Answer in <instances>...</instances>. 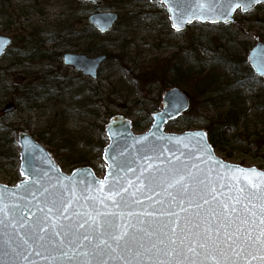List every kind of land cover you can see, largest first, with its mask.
I'll return each instance as SVG.
<instances>
[{"label":"rangeland","instance_id":"374dc122","mask_svg":"<svg viewBox=\"0 0 264 264\" xmlns=\"http://www.w3.org/2000/svg\"><path fill=\"white\" fill-rule=\"evenodd\" d=\"M9 1L10 6L2 7L15 21L12 28L24 34L37 29L49 58L40 61L20 57L21 48L15 36L0 33L13 39L7 56L0 58V112L6 103L17 105L16 110L0 117V143L4 138L15 140L19 131L26 132L50 151L65 174L81 165L63 168L62 160L55 153L58 143L54 139L59 135L61 124H66L64 129L87 124V134L92 141L100 138L107 142L105 133L90 125L95 123L104 129L113 115H123L132 122L134 134H142L151 126V115L161 108V95L170 87V68L174 64L190 67L194 73H212L217 79V75L220 78L223 75L220 57L234 55L241 59L257 42L264 43L263 4L247 13L237 11L234 21L225 25L194 22L176 32L170 28L165 8L158 0H142L125 10L114 9L118 22L111 31L98 34L88 24L87 17L93 12L112 11L111 0L95 4L77 0L80 4L73 0ZM69 24H72L70 32L75 34L67 35ZM0 31H3L1 27ZM100 45L111 53L95 80L83 78L61 63L64 52L93 57L96 53L83 52V47L94 49ZM231 59L235 60L232 56ZM32 87H35L32 101L14 97L15 92ZM178 87L189 97L191 106L180 118L169 122L165 131L181 134L206 129L218 109L206 106L205 97L196 92L192 84ZM248 87L243 88L245 92L249 91ZM58 89L62 91L57 92ZM91 107L99 109L103 115L91 116ZM250 121L246 131L237 132L242 145L231 142L226 151L214 149V152L227 163L264 171V137L259 138L264 135V119ZM48 140L53 141L54 146ZM253 142L261 145L255 146ZM0 149L12 152L11 158L0 159V184L16 186L21 180L18 147ZM89 158L92 159L86 167L102 178L106 165L101 154L98 152Z\"/></svg>","mask_w":264,"mask_h":264},{"label":"water","instance_id":"95a60500","mask_svg":"<svg viewBox=\"0 0 264 264\" xmlns=\"http://www.w3.org/2000/svg\"><path fill=\"white\" fill-rule=\"evenodd\" d=\"M78 1L94 4L102 0ZM158 1L165 7L170 28L176 32L183 31L187 25L194 22L225 25L233 22V15L237 11L247 13L258 5H264V0H172L171 4L168 3V0ZM199 3L205 4L206 7L201 10L197 7ZM182 14L190 16L191 22L181 23L177 17ZM117 20L118 14L111 11L91 13L87 17L89 25L99 34L109 32ZM173 23L177 24L179 31L173 27ZM10 45V39L0 36V57ZM105 59V56L91 58L83 54L64 53L62 64L66 67H72L75 71L80 72L83 77L94 80L97 78L98 71ZM246 61L254 74L264 79L263 42H257L248 51ZM189 106V98L180 89L172 87L164 90L161 95L160 110L151 115L150 129L140 135L133 133L132 123L128 118L123 115H113L104 127L108 143L101 156L102 161L107 166L102 180L95 176L90 167H78L69 175L63 173L49 151L38 143L32 135L22 131L17 133L19 174L22 180L15 187L0 184V208L4 210L0 212V221H3L0 223V264H79V261L85 259L80 255V251L85 249L76 251L71 261L67 257L60 256L59 252L51 246H49V252L41 256H36L33 253L27 261L12 251L17 240L14 234L16 230L9 226L13 217L19 220L23 215L24 222L32 226H35V222L46 215H51L53 220H56L58 216L56 208L60 206L59 202L62 199H72V205L66 213V215H72V219H60L58 222L73 225L74 231L77 222L87 219L88 216L85 214H91L97 219L107 218L117 224H126L129 226L128 230L132 232L138 227H156L161 221L175 219V217L166 215L169 212L179 213L181 224L184 223L185 217H195L196 213L203 217L209 213L210 206L207 204L198 209L195 204L189 207L187 200H185L183 208L186 210H182L179 200L175 203H169L171 197L168 193L175 194L176 189L169 188L165 192L163 188L157 186V183L162 182L166 186L173 182L175 177L170 175L172 169L182 170L185 175L189 170L198 175L207 174L218 188L223 184L222 191L229 195H235L239 187L247 185L250 179L253 182L256 180V177L250 178L240 172L229 171V169L238 168L244 172L254 169L259 176H264V172L254 167L245 168L230 164L217 157L208 141L206 130L181 134L166 133V124L179 118L189 109ZM13 109L14 106L10 104L2 112L10 113ZM209 152L210 156L207 154ZM149 165L154 166L152 174L159 178L157 183L151 185L153 191H149L147 187H142L140 181L137 180V177H141V170ZM197 165L198 168L194 167ZM144 176H148V172H145ZM129 181L132 182L131 185H129ZM147 183L145 181V184ZM229 184L232 185L231 191L228 188ZM121 187L128 189L127 192L122 193L125 198L131 201L138 197L143 203H132L130 208L115 207L112 200H119L120 197H113L109 190L119 191ZM73 193L75 198H73ZM131 193H135V197L130 196ZM149 196L152 199H149ZM220 198L226 199L227 197L221 196ZM159 200L166 202L159 204L157 203ZM53 201L56 203L54 204ZM253 203L258 205L260 202L253 200ZM212 207H215L216 211H220L216 201L212 202ZM236 207L242 209V205H236ZM49 208H52L51 213H49ZM255 211L259 212L260 209L257 207ZM129 212H152L155 215L129 216ZM161 212L165 215H160ZM75 213L81 215L77 216ZM107 213L113 215L106 217L104 214ZM140 220L145 223L140 225L138 223ZM52 222L50 220L49 225ZM17 228L19 229V225ZM25 231L28 229H19L20 235H23ZM79 232L81 234L85 232L90 235L96 234L87 225L80 228ZM50 233L51 228L49 227V232L42 233V235L48 238ZM84 244L87 246L88 242L84 241ZM41 251L43 252V249ZM65 251L68 249L66 248ZM250 251L255 252L256 258L247 255L240 259V264H247L248 261L250 264H264L260 259L261 250L258 246ZM53 257L56 258L53 259ZM98 259H107V257H99ZM197 259H203V257H197ZM93 264H96L95 260H93ZM109 264H122V262L110 261ZM205 264H214V261L208 259Z\"/></svg>","mask_w":264,"mask_h":264},{"label":"snow or ice","instance_id":"6c2138e0","mask_svg":"<svg viewBox=\"0 0 264 264\" xmlns=\"http://www.w3.org/2000/svg\"><path fill=\"white\" fill-rule=\"evenodd\" d=\"M171 2L172 0H168V3L171 4ZM197 7L203 10L206 5L199 3ZM177 19L181 23L191 22V17L184 14ZM173 27L177 31L180 30L176 23H173ZM207 154L211 155L210 152ZM153 167L149 165L142 169L141 177H137L141 186L147 187L149 191H153L151 185L157 183L159 179L152 174ZM229 171L240 172L250 178L256 177V180L253 182L250 179L247 185H241L235 195L224 193L222 191L224 185L221 184L218 188L209 175H198L191 170L185 175L182 170L172 169L170 175L175 177L173 182L166 186L162 182L157 183V186L163 188L165 192L169 188L176 189L175 194L168 193L171 197L169 203L179 200L182 210H186L183 208L185 200L189 207L195 204L198 209L204 204L209 205L210 211L203 217L196 213L195 217H185L184 223L181 224L179 213L169 212L166 215L175 219L161 221L156 227H138L130 232L126 224H117L107 218L97 219L96 216L85 214L88 218L78 221L74 231L73 225L58 222L60 219H72V215H66L72 205V199H62L59 202L60 206L56 208L58 213L56 220H53L51 215H46L32 226L24 222L23 215L19 220L13 217L9 226L16 230L14 234L17 240L12 251L26 261L33 253L36 256L44 255L49 252V246H51L59 252L60 256L67 257L69 261L73 260L76 251L85 249L80 251V255L85 259L79 261V264H93V260L96 264H109L110 261L117 260L122 264H205L208 259L214 261V264H240V259L247 255H252L255 259V252L250 250L258 246L261 250L260 259L264 262V176H259L254 169L248 172L238 168L229 169ZM145 172H148V176H144ZM145 181L148 183L145 184ZM131 184L132 182L129 181V185ZM190 188L191 191H189ZM228 188L231 191L232 185L229 184ZM109 191L113 197H120L119 200H112L115 207L130 208L132 203H143L138 197L131 201L125 198L122 193L128 191L126 187H121L119 191L112 189ZM130 196L135 197V193H131ZM221 196L227 198L221 199ZM73 198H75L74 193ZM148 198L152 199L151 196ZM253 200H259L260 203L257 205L253 203ZM213 201H216L220 211L212 207ZM165 202V200L157 201L159 204ZM53 203L56 202L53 201ZM236 205H242V209L237 208ZM257 207L260 209L259 212L255 211ZM3 211V208H0V212ZM51 212L52 208H49V213ZM75 215L81 214L75 213ZM104 215L107 217L113 214ZM128 215H155V213L129 212ZM160 215L165 213L161 212ZM50 220L53 221L51 225L48 223ZM138 223L143 225L145 222L140 220ZM17 225L19 229H28V231L20 235ZM85 225L96 234L90 235L87 232L81 234L79 229L84 228ZM49 227L51 233L46 238L42 233L49 232ZM254 232L255 235H253ZM84 241L88 242L87 246ZM66 248L68 251H65ZM88 248L90 250H87ZM99 257H107V259H98ZM197 257H203V259H197ZM247 264H250V261Z\"/></svg>","mask_w":264,"mask_h":264},{"label":"trees","instance_id":"16d2710c","mask_svg":"<svg viewBox=\"0 0 264 264\" xmlns=\"http://www.w3.org/2000/svg\"><path fill=\"white\" fill-rule=\"evenodd\" d=\"M111 1L113 4H110V7H112L113 10H125L142 0ZM9 2V0H0V27L13 32L16 30L12 28L15 21L12 20L10 12H6V8L4 9L2 7L10 6ZM73 2L75 4H80L76 0H73ZM71 28L72 24H69L67 26V35L75 34L71 33L72 31L70 32ZM14 33L19 40L22 39V41H20V52L22 53V55H19L20 57L29 60L39 59L40 61L49 58L45 55L48 51L42 48L41 43L32 39H26L24 41L23 38L25 34L23 31H16ZM83 50V52L96 53V55H105L107 58L110 57L109 54L111 53H107L106 48L103 45L96 46L94 49L85 46L83 47ZM9 51L10 48L5 52L4 56H7ZM247 52H244L245 57L241 59L234 55L231 56L234 57L235 60L231 59L230 55L220 57L218 61L219 67L223 69V75H220L222 76L221 78L217 75V79L212 73H208L207 75L202 72L194 73L192 68L184 67L182 65L178 67V65L174 64L170 68V87H178L186 83L189 85L192 84L196 89V92L200 93L202 97H205L206 101L204 104L206 106H212V108L218 109V113L213 115V119L210 123H208L206 130L208 131L209 143L215 150L220 152L226 151L227 148L230 147L231 142L234 145H242V142L238 140L239 134L237 132L239 129L246 131L247 127L250 126L249 123H251V119L253 121L260 118L264 119V81L257 78L248 67L246 63ZM40 83L41 82L38 84ZM247 85H249V91L245 92L243 88ZM34 91L35 87L23 91L27 95L25 100L32 101L33 96L35 95ZM61 91L62 90L58 89L57 92ZM86 106H89V104H86ZM78 110L80 111L81 109L79 108ZM85 114L86 113H84V115ZM90 115L98 118L100 115H103V113L101 114L99 109H92L91 107ZM61 125L62 128H60L59 135L54 139L57 140L56 143H58V145H55L54 148L56 149L55 153L59 155L63 162V168L75 165L86 166L90 164V160L92 159L89 158L90 155L98 152L101 154L106 141H102L100 138H98L95 142L92 141L91 135L87 134V124L70 129L63 128V126L66 125L65 123ZM90 126L94 127V129L96 128L102 134L104 133L102 126L95 123ZM255 136L258 137L257 134H255ZM263 137L264 135L259 136L261 139ZM48 141L50 143L53 142L51 140ZM15 145L14 140L8 141L4 138L1 140L0 148L12 149ZM253 145L260 146L261 144L253 142ZM4 154L5 156H3ZM228 155L230 156V154ZM11 156L12 152H10V150L6 151V149H0V159L4 160L5 158H11Z\"/></svg>","mask_w":264,"mask_h":264},{"label":"bare ground","instance_id":"6f19581e","mask_svg":"<svg viewBox=\"0 0 264 264\" xmlns=\"http://www.w3.org/2000/svg\"><path fill=\"white\" fill-rule=\"evenodd\" d=\"M161 4V3H160ZM163 5V4H162ZM111 12H115V13H117L116 11H114V10H112ZM97 13V12H96ZM3 26V25H2ZM3 27H5V26H3ZM2 30L3 31H0V33L2 32H7L8 34H11V36L12 35H14L15 36V33L14 32H16V31H22V30H20V29H16V30H14L13 32L11 31V33H9V31L10 30H6V29H4V28H2ZM32 31H29V32H26L25 33V35H24V38H23V40L25 41L26 39H28V40H34V41H37L38 43H41V45L43 44V42H42V40L40 39V33L38 32V30L37 29H35V28H33V29H31ZM24 32V31H23ZM64 32H66V31H64ZM68 33V32H67ZM0 36H2V37H5V38H8V39H10V41H11V46H12V43H13V39L9 36V35H7V34H4V35H0ZM15 38L17 39V41L19 42V43H17V44H19L18 46H20V41H22V39L21 40H19V38L17 37V36H15ZM42 48L43 49H45L44 48V46L42 45ZM45 50H47V49H45ZM61 63H62V61H61ZM63 65V64H62ZM16 90V89H15ZM17 91V90H16ZM27 97V95H26V93L25 92H15L14 93V97ZM10 104H12L13 106H14V109L15 108H17V105H15L13 102H10V103H6L5 104V106H3V109L1 110V112H0V117L1 116H4V115H6V113H4V112H2L4 109H5V107L7 106V105H10ZM13 109V110H14ZM12 110V111H13ZM16 110V109H15ZM11 111V112H12ZM10 112V113H11ZM14 130V129H13ZM19 132H21V131H19ZM18 132V133H19ZM14 141H16V139L14 140ZM48 150V149H47ZM49 151V150H48ZM49 153H50V151H49ZM255 168V167H254ZM257 169V168H256ZM258 170H260V169H258ZM260 171H262V172H264L263 170H260Z\"/></svg>","mask_w":264,"mask_h":264}]
</instances>
